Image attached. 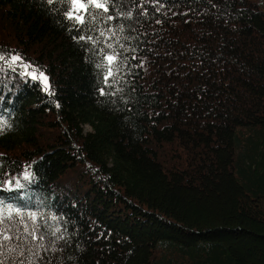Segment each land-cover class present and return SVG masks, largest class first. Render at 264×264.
Segmentation results:
<instances>
[{"label":"trees","instance_id":"trees-1","mask_svg":"<svg viewBox=\"0 0 264 264\" xmlns=\"http://www.w3.org/2000/svg\"><path fill=\"white\" fill-rule=\"evenodd\" d=\"M65 10L0 0V206L44 237L9 264H264V0Z\"/></svg>","mask_w":264,"mask_h":264},{"label":"snow or ice","instance_id":"snow-or-ice-1","mask_svg":"<svg viewBox=\"0 0 264 264\" xmlns=\"http://www.w3.org/2000/svg\"><path fill=\"white\" fill-rule=\"evenodd\" d=\"M56 2L57 0H47V3L50 5ZM59 2L66 6L64 16L67 20L72 21L73 24L85 25L88 22V18L95 20L97 18V15L103 16L104 13H108L110 11V6L114 2V0H59ZM92 9H97L99 10V12L97 14H93L91 11ZM103 18L106 21L115 19V17L111 15ZM99 35L104 36V31H101ZM113 35H115V33H113ZM78 39H87L89 41H92L93 38L91 36H79ZM107 47L109 49H113V45L111 43H109ZM100 51L103 52V49H101ZM119 59L120 54L115 52V50L113 49L112 54H105L103 56V60L106 61V63L97 65V67L106 68V74L103 77L106 83L110 79L113 83L116 82V76L121 70ZM22 60L23 57L19 54H9L7 58L5 55L0 54V61H5L6 63H8L9 67H13V65ZM23 67L27 68L28 65H23ZM25 74L30 75L34 80H42L45 85L44 90H49L48 77L43 72H39V75H37L35 72H26ZM117 91H121V89H117ZM100 93L102 95L106 94L103 88L100 89ZM111 94L114 95L115 93L113 92ZM3 126L4 125H0V131L3 130ZM13 214H15V217H20L19 221L15 220ZM24 216H27L28 219L33 222L37 220V213L35 212L24 213L18 207H12L10 205L7 207L0 206V264H9V257L13 253H15L18 257H24L25 241H43V235L38 234V226L33 224L30 230L28 223L24 220ZM17 223L23 225L22 233L16 230ZM57 231H59V229H57ZM53 235H55V233H53ZM61 238L62 236L57 237V239ZM13 240H19L21 241V243L14 246H9V242ZM40 249L48 251V249L44 248L43 243L29 244L27 251L29 252L31 258L27 260L12 259L11 264H32V260H34L39 255Z\"/></svg>","mask_w":264,"mask_h":264},{"label":"rangeland","instance_id":"rangeland-1","mask_svg":"<svg viewBox=\"0 0 264 264\" xmlns=\"http://www.w3.org/2000/svg\"><path fill=\"white\" fill-rule=\"evenodd\" d=\"M34 72H35L37 75H39V72H37L36 70H34ZM82 129H83V131H88V130H89V127L86 126V125H84V126L82 127Z\"/></svg>","mask_w":264,"mask_h":264}]
</instances>
